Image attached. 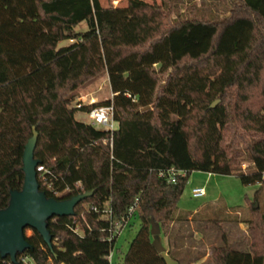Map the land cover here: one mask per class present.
I'll use <instances>...</instances> for the list:
<instances>
[{"label":"trees","instance_id":"trees-1","mask_svg":"<svg viewBox=\"0 0 264 264\" xmlns=\"http://www.w3.org/2000/svg\"><path fill=\"white\" fill-rule=\"evenodd\" d=\"M218 1L228 9L221 19L173 20L142 0L124 8L100 0H0V211L23 188V154L34 132V157L46 171L37 174L40 191L57 200L92 193L74 216L48 221L51 247L36 231L26 236L30 248L17 264L22 257L111 264L118 237L111 238L104 211L116 222L136 202L132 219L140 228L122 264H166L151 227L169 235L193 172L263 187L264 0ZM84 22L88 31L77 33ZM64 41L70 44L59 49ZM103 77L111 99L72 107ZM102 105L114 107L113 133L76 121L77 111ZM171 168L186 176L175 184L159 178ZM259 194L245 221L249 251L232 249L224 236L217 264H264V212L253 206Z\"/></svg>","mask_w":264,"mask_h":264},{"label":"rangeland","instance_id":"rangeland-1","mask_svg":"<svg viewBox=\"0 0 264 264\" xmlns=\"http://www.w3.org/2000/svg\"><path fill=\"white\" fill-rule=\"evenodd\" d=\"M148 4L162 6L172 13L173 20H186L194 16H203L209 20H218L226 16L228 9L218 0H142ZM129 0H100L104 8H124ZM77 33L88 31L87 23H81L75 30ZM64 41L58 48L68 46ZM91 89L85 90L81 96L95 98L104 102L112 98L109 81L103 77ZM89 88V87H88ZM82 92V90H81ZM77 100L72 104L75 108ZM76 121L91 125L92 122L86 112L77 111ZM118 128V127H117ZM250 164L245 161L242 170L251 171ZM205 188L206 196L193 198L194 188ZM259 194V201L253 206L264 212V185L244 186L237 176L212 175L204 172H193L179 203L176 220L171 223L169 235L164 236L161 229L159 235L154 234L151 227L153 242H162L165 250H171L173 258L181 264H217L213 254L216 248L223 246L226 236L229 246L238 251H249L252 236L245 221L252 218L251 203ZM62 194H59L61 196ZM199 211L197 214L192 212ZM183 219V220H180ZM140 228V221L134 218L123 229L117 238L113 254L123 258L130 243ZM33 234L26 230L27 237ZM122 261V260H121Z\"/></svg>","mask_w":264,"mask_h":264},{"label":"water","instance_id":"water-1","mask_svg":"<svg viewBox=\"0 0 264 264\" xmlns=\"http://www.w3.org/2000/svg\"><path fill=\"white\" fill-rule=\"evenodd\" d=\"M219 101L212 104L215 108ZM38 133L28 141L23 154L24 185L21 191L11 193L9 205L0 211V259L9 258L11 264H17V256L30 248L26 239V230L36 231L51 247L52 238L47 229L48 221L53 217H72L75 208L92 196V193L74 196L67 200L48 198L40 191L37 179L39 161L34 154L37 147ZM256 205L254 209H257ZM154 234L159 235L160 226L156 223ZM152 226V227H153ZM166 264H179L173 260L157 240L154 242Z\"/></svg>","mask_w":264,"mask_h":264},{"label":"built area","instance_id":"built-area-1","mask_svg":"<svg viewBox=\"0 0 264 264\" xmlns=\"http://www.w3.org/2000/svg\"><path fill=\"white\" fill-rule=\"evenodd\" d=\"M99 101L95 98H90V99H81L75 106L76 109H82L84 106H93L98 104ZM89 116V119L92 122V126L100 129V130H104V131H109L111 133H113L115 130H117L118 128V124L115 121L114 118V107L113 105H102V106H96L92 109H90L89 111L86 112ZM37 171L40 173H45L46 171L44 170L43 167L38 166ZM159 178L166 180L168 183H172L175 184L177 181V177L178 176H182L185 177L186 176V172L184 171H177L174 168L168 169V170H163L160 171L158 174ZM42 179L43 178L42 176ZM206 196V190L205 188H194L192 190V197L193 198H202ZM137 202L134 204L133 207H131L128 210V213L126 216H123L122 218H120L119 220H117L116 222H114L112 220V210L111 209H107L104 211L105 215H107L111 221V229H110V234H111V238H113L114 236H119L121 234V232L123 231V229L131 222L134 213L137 211ZM96 211V210H95ZM113 221V222H112ZM75 232H78V229L75 230ZM111 240V239H110ZM113 258V252L111 253L109 259L110 261H112ZM2 261H4L5 259H0ZM3 264H7V262H3ZM11 264V263H8ZM21 264H36L32 259H30L29 257H22L21 258Z\"/></svg>","mask_w":264,"mask_h":264},{"label":"crops","instance_id":"crops-1","mask_svg":"<svg viewBox=\"0 0 264 264\" xmlns=\"http://www.w3.org/2000/svg\"><path fill=\"white\" fill-rule=\"evenodd\" d=\"M107 80H108V78H107ZM89 89H91V87H89V88H87V90H89ZM85 90H82V92L80 91L79 92V94H78V98L76 99L77 100V103L83 98V99H85V100H87V99H90V97L89 96H86V97H79V95L81 96V94L84 92ZM179 211L180 212H184L183 210H180L179 209ZM199 211H194V212H192V213H194V214H197ZM161 243V246L164 248V246H163V244H162V242H160ZM166 251V253L168 254V252H169V250L167 251V250H165ZM122 259L121 258H117V257H115V255H113V258H112V261H111V264H122V261H121Z\"/></svg>","mask_w":264,"mask_h":264}]
</instances>
